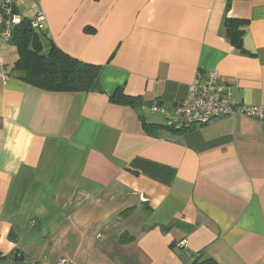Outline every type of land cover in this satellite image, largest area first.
Wrapping results in <instances>:
<instances>
[{
    "label": "crops",
    "instance_id": "obj_1",
    "mask_svg": "<svg viewBox=\"0 0 264 264\" xmlns=\"http://www.w3.org/2000/svg\"><path fill=\"white\" fill-rule=\"evenodd\" d=\"M36 8L43 53L99 66L101 91L33 87L2 46L0 264H264V122L175 132L148 109L173 110L199 71L264 106V0L15 2L21 20Z\"/></svg>",
    "mask_w": 264,
    "mask_h": 264
},
{
    "label": "trees",
    "instance_id": "obj_2",
    "mask_svg": "<svg viewBox=\"0 0 264 264\" xmlns=\"http://www.w3.org/2000/svg\"><path fill=\"white\" fill-rule=\"evenodd\" d=\"M237 21L226 19L224 26L229 41L236 47L241 44V32L237 30ZM11 44L15 45L18 60L13 71L15 77L33 87L50 92L89 93L101 91L98 76L100 67L77 61L66 55L54 45L43 53L41 35L31 28L28 19H22L12 32ZM119 104H135V99L117 93L110 98ZM141 107V105H139ZM152 126H150L151 128ZM145 129L149 127L145 125ZM131 238L128 239L130 241ZM121 238V242H126ZM15 259H21L15 257ZM191 264H218L214 259L196 258Z\"/></svg>",
    "mask_w": 264,
    "mask_h": 264
},
{
    "label": "built area",
    "instance_id": "obj_3",
    "mask_svg": "<svg viewBox=\"0 0 264 264\" xmlns=\"http://www.w3.org/2000/svg\"><path fill=\"white\" fill-rule=\"evenodd\" d=\"M15 2L16 0H0V63L2 46L11 43L13 29L21 22L15 13ZM28 20L31 28L42 29L45 16L36 8ZM148 109L151 113L162 115L165 126L175 132L201 127L224 117L246 116L264 122V106L235 102L230 86L220 78L217 71L197 72L188 87L187 96L178 101L173 110L161 106H151ZM14 256L20 257L21 254L15 252ZM56 264L73 263L60 259Z\"/></svg>",
    "mask_w": 264,
    "mask_h": 264
},
{
    "label": "rangeland",
    "instance_id": "obj_4",
    "mask_svg": "<svg viewBox=\"0 0 264 264\" xmlns=\"http://www.w3.org/2000/svg\"><path fill=\"white\" fill-rule=\"evenodd\" d=\"M164 120V119H163ZM164 122H165V120H164Z\"/></svg>",
    "mask_w": 264,
    "mask_h": 264
}]
</instances>
